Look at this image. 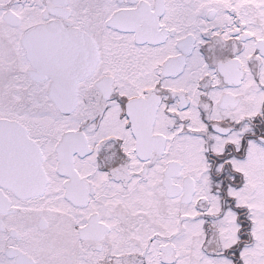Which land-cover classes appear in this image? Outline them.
<instances>
[{"label": "flooded vegetation", "instance_id": "1", "mask_svg": "<svg viewBox=\"0 0 264 264\" xmlns=\"http://www.w3.org/2000/svg\"><path fill=\"white\" fill-rule=\"evenodd\" d=\"M242 1L0 0V264H124L126 245L137 264L170 263L169 235L153 252L138 232L172 201L181 237L199 224L228 264L264 260L248 198L236 204L252 190L236 165L264 144V34ZM123 43L141 64L133 91Z\"/></svg>", "mask_w": 264, "mask_h": 264}, {"label": "rangeland", "instance_id": "2", "mask_svg": "<svg viewBox=\"0 0 264 264\" xmlns=\"http://www.w3.org/2000/svg\"><path fill=\"white\" fill-rule=\"evenodd\" d=\"M223 0H220V2ZM227 1V0H226ZM250 1V3H249ZM243 3L241 4V7L244 6H250L251 8V21H252V29L256 34L262 35L264 34V0H243ZM125 49V50H124ZM124 50V51H123ZM134 50L130 49L128 44L123 43L121 46H119L114 51V55L120 57V61H122V67H120L119 63L117 64V67L121 70L122 76L127 78L126 85L133 83V86L129 91H133V89H139L141 87L139 83H134V79L136 77L135 73L140 72V66L141 64L137 62V59L135 58V54L133 53ZM119 61V62H120ZM252 61L254 59L252 58ZM255 62V61H254ZM201 68V69H200ZM197 70L200 72L204 71L203 67H196ZM262 69L264 70V66H262ZM143 73V71H141ZM264 74V73H263ZM261 75L260 82L262 79H264V75ZM255 81V80H254ZM253 80L251 81L252 87H253V97L257 89L254 90L255 86ZM136 82V80H135ZM254 103V102H253ZM256 107L252 106V111H254ZM195 110L193 109L191 113H194ZM223 114V113H222ZM219 115V118H225V123L228 124L230 121H232V118L230 116H223ZM218 112L215 108H213V111L211 113V117H217ZM235 119V118H234ZM198 128L204 127L200 123H196L195 125ZM203 137V136H202ZM212 142L219 147V144H222L221 139H227V138H221L220 136H213ZM228 137V136H226ZM201 137L194 138L196 144L202 149L201 145ZM232 139V136H231ZM194 142V143H195ZM253 143V146L251 148V157L246 163V165H236V167L241 171L244 172L246 175V180H248L251 184V191L245 190V194L240 191V196H237V203L236 204H242L243 201L246 202L248 198L249 213L247 216L250 220L253 221V230L250 229L251 234L254 238L258 240V242L264 244V144H257ZM180 149V147H178ZM186 150V149H185ZM185 154L188 156H191L193 153L187 150L185 151ZM200 156V155H199ZM195 166H199L198 159H195ZM245 195V196H244ZM248 195V196H247ZM170 212L172 213L170 220H164L165 224L159 225L154 223L153 228H149L147 231H144L141 229L138 234L139 238L141 239V246L145 249H148L150 251L153 249V252H156V243L158 240H160V237L162 235H168L170 238H172L173 242H175L177 246V254L173 256V259L170 263L167 262V264H228V261L224 257H216V251H209L208 249L213 246H207L202 241L201 236V229L199 224H191L189 225L185 230V233L181 237V232H176L177 225L176 222V211L178 212L179 206L176 202L172 201L169 204ZM243 216V215H242ZM241 222V219L239 220ZM238 222L236 220V224L233 226H230L228 228H223L220 230V237L222 236V231H224L223 240L224 243L227 241H230L232 238H235L233 241L238 240ZM176 232V233H175ZM156 234L157 239L153 243H147V236L150 234ZM162 241V240H161ZM232 241V242H233ZM223 243V242H222ZM255 248L259 247V245H250L248 248ZM136 245L128 246L126 245V249L128 251H131L130 254H132V259L125 261L124 264H137V255L136 252L132 253L134 250H137ZM208 248V249H207ZM217 248V247H215ZM148 260L149 264H159L158 258H150V253L148 254ZM244 261L246 264H263V258L261 256L257 257H248L245 256Z\"/></svg>", "mask_w": 264, "mask_h": 264}, {"label": "water", "instance_id": "3", "mask_svg": "<svg viewBox=\"0 0 264 264\" xmlns=\"http://www.w3.org/2000/svg\"><path fill=\"white\" fill-rule=\"evenodd\" d=\"M258 48L261 50V53L264 54V41L258 43Z\"/></svg>", "mask_w": 264, "mask_h": 264}]
</instances>
